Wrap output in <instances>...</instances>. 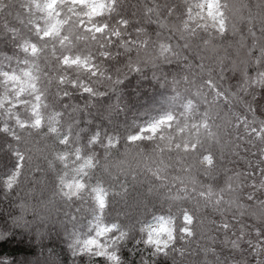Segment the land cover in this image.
I'll return each mask as SVG.
<instances>
[{
	"label": "trees",
	"instance_id": "obj_1",
	"mask_svg": "<svg viewBox=\"0 0 264 264\" xmlns=\"http://www.w3.org/2000/svg\"><path fill=\"white\" fill-rule=\"evenodd\" d=\"M97 2L0 0V264H264V0Z\"/></svg>",
	"mask_w": 264,
	"mask_h": 264
},
{
	"label": "rangeland",
	"instance_id": "obj_2",
	"mask_svg": "<svg viewBox=\"0 0 264 264\" xmlns=\"http://www.w3.org/2000/svg\"><path fill=\"white\" fill-rule=\"evenodd\" d=\"M60 0H56L52 8L48 5L52 3V0H46V8L50 12L54 10L55 5ZM79 2H84L89 5L90 12L93 9L101 10L100 5L97 0H76ZM220 13L218 11V6L215 0H199L198 11L193 16V22L200 23L203 25H208L212 27H221V21L219 19ZM254 109L256 114L264 120V92L260 94V97L255 101ZM259 190V200L264 201V184L257 187ZM255 195V193H251ZM171 236V239H169ZM162 241V243H154L153 241ZM173 240L172 228L169 222L164 220H158L149 228V241L151 244L155 245L158 249H164L171 244ZM250 244L252 245L254 251L258 254L260 259L264 262V228L255 232L254 239H250ZM91 245H96V242H90Z\"/></svg>",
	"mask_w": 264,
	"mask_h": 264
},
{
	"label": "clouds",
	"instance_id": "obj_3",
	"mask_svg": "<svg viewBox=\"0 0 264 264\" xmlns=\"http://www.w3.org/2000/svg\"><path fill=\"white\" fill-rule=\"evenodd\" d=\"M56 0H52V3L48 5L49 8H52L53 5L55 4ZM99 14V10L98 9H93L89 15H98ZM49 15H51V12L49 13ZM50 33H45L44 35H49ZM37 123H39V120H37ZM80 187H82V185H79ZM101 206L103 207V201H101ZM169 239H171V236H169ZM154 243H162V241H153Z\"/></svg>",
	"mask_w": 264,
	"mask_h": 264
}]
</instances>
